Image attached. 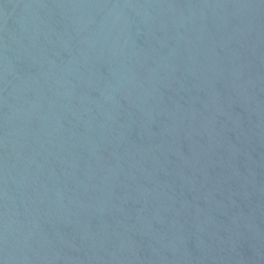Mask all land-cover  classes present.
<instances>
[{"label": "water", "instance_id": "obj_1", "mask_svg": "<svg viewBox=\"0 0 264 264\" xmlns=\"http://www.w3.org/2000/svg\"><path fill=\"white\" fill-rule=\"evenodd\" d=\"M0 264H264V0H0Z\"/></svg>", "mask_w": 264, "mask_h": 264}]
</instances>
